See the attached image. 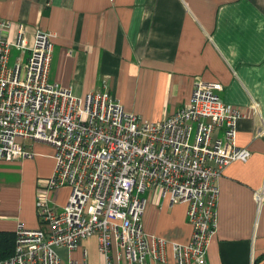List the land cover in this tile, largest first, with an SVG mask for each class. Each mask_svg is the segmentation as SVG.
Masks as SVG:
<instances>
[{"label":"crops","instance_id":"1","mask_svg":"<svg viewBox=\"0 0 264 264\" xmlns=\"http://www.w3.org/2000/svg\"><path fill=\"white\" fill-rule=\"evenodd\" d=\"M3 20L12 23L11 42L19 25L29 47L38 31L52 35V81L79 97L107 88L144 121L178 111L196 81L220 83L222 99L242 113L237 144L251 155L230 163L216 182V234L207 260L264 264V199L258 200L264 189V0H0ZM26 146L33 157L0 162V232L15 233L19 224L43 226L37 186L54 173L55 149L34 140ZM70 193L69 186L52 191L50 203L62 209ZM145 197L144 229L167 241L165 264H175L171 243H188L193 232L189 203H173L170 194L159 197L152 190ZM92 238L75 251L60 249L63 263L81 259L82 248L98 262ZM146 264L158 263L149 257Z\"/></svg>","mask_w":264,"mask_h":264},{"label":"built area","instance_id":"2","mask_svg":"<svg viewBox=\"0 0 264 264\" xmlns=\"http://www.w3.org/2000/svg\"><path fill=\"white\" fill-rule=\"evenodd\" d=\"M11 28V21L0 22V162L33 157L26 141L34 140L54 147L56 166L38 181L43 226L19 224L14 253L0 264H64L60 249L75 251L92 237L100 260L90 262L82 248V258L69 257L67 264H114L113 258L146 264L149 257L165 264L167 241L150 236L143 225L149 190L189 203L193 232L188 243H171L175 264H208L216 182L230 163L251 155L237 144L242 113L222 99L223 86L196 81L178 111L159 122L144 121L107 88L79 97L52 81V35L38 31L29 47L24 26L16 42L8 39ZM14 48L22 54L13 57ZM64 186L71 193L57 209L49 193Z\"/></svg>","mask_w":264,"mask_h":264},{"label":"trees","instance_id":"3","mask_svg":"<svg viewBox=\"0 0 264 264\" xmlns=\"http://www.w3.org/2000/svg\"><path fill=\"white\" fill-rule=\"evenodd\" d=\"M16 233L0 232V260L14 253Z\"/></svg>","mask_w":264,"mask_h":264},{"label":"rangeland","instance_id":"4","mask_svg":"<svg viewBox=\"0 0 264 264\" xmlns=\"http://www.w3.org/2000/svg\"><path fill=\"white\" fill-rule=\"evenodd\" d=\"M14 54L12 53V56H13ZM92 242H90L91 244L90 245H95V243H96V241H95V239L94 238H92V240H91Z\"/></svg>","mask_w":264,"mask_h":264}]
</instances>
